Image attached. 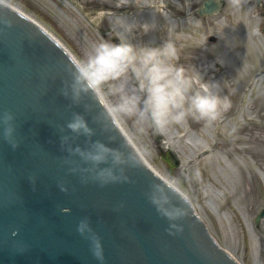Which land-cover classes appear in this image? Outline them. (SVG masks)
<instances>
[{"label":"water","instance_id":"1","mask_svg":"<svg viewBox=\"0 0 264 264\" xmlns=\"http://www.w3.org/2000/svg\"><path fill=\"white\" fill-rule=\"evenodd\" d=\"M2 1L6 5L0 2V114L15 113L21 146L13 151L0 139V264H99L92 254L97 238L104 264H237L215 241L239 264H254L131 120H115V131L103 133L92 123L99 107L93 105L86 114L97 131L94 140L109 143L113 136L110 146L119 147L123 136L135 152L140 163L126 169L127 182L102 188L91 181L82 183L85 173L70 172L86 166L78 158L72 165L64 162L68 157L60 137L72 134L59 130L73 111L84 112V107H70L59 90L70 60L84 54L24 5ZM221 8L222 0H207L202 14H217ZM73 143L83 147L86 139ZM33 175L35 185L29 179ZM59 182L68 185L69 194L60 191ZM169 215L176 216L171 222L182 228L175 235L169 234Z\"/></svg>","mask_w":264,"mask_h":264},{"label":"rangeland","instance_id":"2","mask_svg":"<svg viewBox=\"0 0 264 264\" xmlns=\"http://www.w3.org/2000/svg\"><path fill=\"white\" fill-rule=\"evenodd\" d=\"M13 1L74 41L83 54L94 43L127 35L130 23H155L156 29L142 36L134 31L133 43L155 46L170 34L180 62L220 84L231 108L213 125L190 118L162 133L151 128L139 133L247 257L264 264V217L255 223L264 214V10L254 0L239 10L225 0L224 10L204 19L207 28L199 33L195 30L203 26L202 20L170 15H189V2L172 9L168 0H83L85 15L68 0ZM129 3L152 9L135 15L134 21L115 16V10ZM101 12L110 14L98 22L90 19ZM169 152L179 163L173 158L171 164Z\"/></svg>","mask_w":264,"mask_h":264},{"label":"clouds","instance_id":"3","mask_svg":"<svg viewBox=\"0 0 264 264\" xmlns=\"http://www.w3.org/2000/svg\"><path fill=\"white\" fill-rule=\"evenodd\" d=\"M246 3L247 0H228V5L237 10L243 9ZM7 27H12L11 22H7ZM156 27L155 23H130L126 28L127 35L117 38L119 42L94 43L79 59L70 60L65 69L60 95L70 101V107L83 105L84 112L73 111L66 125L60 128L61 133L67 130L72 134L60 137V147L67 153L66 164L72 165L76 163L73 158H78L86 166L70 168L73 174L85 173L82 183L91 181L102 188L125 183L128 181L126 169L140 163L123 136L119 147L110 146L114 143L113 136L109 137V143L93 139L97 131L86 115L93 111V105H97L99 111L92 117V123L103 133L114 132V121L118 119L131 120L140 133L147 128L162 133L170 125L184 124L190 118L211 126L231 108V100L221 94L219 83L206 81L195 67H186L180 62L179 48L170 34L155 46L136 44L130 39L137 28L148 33ZM101 100H104L103 104ZM16 120L15 113L10 110L0 114V139L13 151L21 146ZM80 137L86 139L83 147L73 143ZM29 179L35 185L36 177L33 175ZM57 186L69 194L65 182H59ZM167 218L170 235L182 231L177 223L171 222L176 216ZM77 230L84 234L82 227ZM92 254L99 264H104L99 238L93 241Z\"/></svg>","mask_w":264,"mask_h":264}]
</instances>
